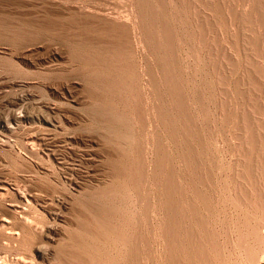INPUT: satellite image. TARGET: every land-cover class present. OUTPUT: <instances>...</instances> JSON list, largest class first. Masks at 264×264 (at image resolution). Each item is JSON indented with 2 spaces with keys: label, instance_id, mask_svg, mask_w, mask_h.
Returning <instances> with one entry per match:
<instances>
[{
  "label": "rangeland",
  "instance_id": "obj_1",
  "mask_svg": "<svg viewBox=\"0 0 264 264\" xmlns=\"http://www.w3.org/2000/svg\"><path fill=\"white\" fill-rule=\"evenodd\" d=\"M136 1L137 5L140 4V6L135 5ZM136 1L0 0V117L3 118L0 119V123L5 119H9L12 113L17 112L16 114L25 116L29 111L33 117L46 118L44 115L51 114L49 116L55 124V129L53 127L48 128V130L34 120L35 126L40 124L36 128L40 127L41 131L43 128L42 132L47 131L49 139L51 137L50 140L47 139L46 141L48 135L46 133L41 135L45 138L44 142L47 149L38 146L37 142L34 144L35 150H38L35 155L37 154L39 159L34 153H32L33 155L28 154L24 145L28 133H30V131L25 130L29 126L28 123L21 122L20 124L24 126L11 124V126H14L15 131L19 130H17L18 133H14L15 136L17 135L14 138V135L11 137L3 130L4 128L1 127L3 125H0V140H9L10 138V141L15 144L13 151L0 145V177L9 179L11 182L14 181L15 184L20 186H26L29 190L36 191L35 193H41L40 196L42 194L47 195L45 197L59 195L66 199V204H69L66 209L59 208L55 204L58 210L56 207H52L53 204L47 206L52 212L63 214L64 220L62 219L61 222L54 221L46 215L42 217L43 219L39 218L42 212L41 209L38 210L39 212L33 213V216L34 214L36 216V218L34 216L36 219L34 220L38 224L47 227L53 224L55 227L57 223L56 227L60 228L62 226L61 228L66 231L65 238L62 237L64 240H61L63 242L57 248L59 255H57L55 261L53 260L54 262L52 261L53 264H79V260H81L80 264H110L113 257H117L116 260L114 259L116 264L119 261V264H123L124 255L127 254L128 250H131V246L132 249L139 252L136 251L135 264H166L163 252L167 248L163 250L165 242L162 243V246H159L160 235L158 233L160 229L157 227V224L163 219L159 216L158 207H154L152 199V196H155L154 193H157V189L150 186L149 180H147L150 179L151 174L148 171V166L155 160H157L156 163L162 160L159 161L160 158L158 159L155 156L151 162V155L149 154L157 149V140L160 138L162 140L161 147L166 153L164 154L166 160L163 163L168 164V166L165 165L167 171L172 174L171 176L174 175L173 177L170 176L172 190L183 191V199L186 201L188 208L185 210L186 214L188 213V218L186 216L183 219L182 232L184 231V234L192 232L193 236H198L203 227L206 230L202 233L203 236L205 235L204 237L207 239L209 237V241H216L214 244L207 243L206 238L198 241L199 236L193 237L195 240L197 239L196 242L204 239L205 242L202 243V247L203 245L205 247L202 249L208 247L205 249L204 256L210 264H264V158H261L262 155L264 156V126L262 125L264 123V118L262 119L264 113L260 114L258 112L256 114L253 109H250L256 104V101H251L252 98L256 100L257 96L259 103L257 102L256 107L258 108L257 105L260 104L261 106L264 102V95H260L259 90L257 91L260 86L261 88L264 86V76H262L264 74L258 75L254 72V68L260 69L262 67L264 69V60L261 58L262 52H260L264 45V0L252 1H256L254 2L255 7L259 5L257 8L263 10H258L263 12L262 16H260V12L252 14V3H248L247 0H243V2L242 0ZM145 1L146 5L144 4ZM240 6L245 7L244 9L249 15H246L247 12L245 14V11L243 13ZM146 7L147 12H151L149 15L153 14L154 16V18L150 16L149 22L150 28L152 27L150 32L154 35V39L150 43L151 51L149 50L147 53L142 52L140 48L134 49L132 43L129 45L126 41H123L125 37L123 39L116 37L120 36L119 33L115 32V28L114 30L111 29L113 26L109 20H106L105 15L102 17L105 13L106 15L112 14L111 16L117 14L118 17L123 19L125 17L123 14L128 15L131 9L143 13L141 10H146ZM229 10L230 14L228 13ZM108 11H110V14ZM118 12L119 14L122 12V15L119 16ZM98 14L102 15L99 16ZM253 15H256L257 18ZM259 16L262 17L260 19H263V21H260ZM230 17L232 22L228 21ZM232 17L234 19L236 17L237 20L234 22ZM248 19L249 24L247 23V25L251 27L253 32L246 26ZM226 21L227 23H225ZM254 21L257 22L259 27H256ZM258 21L263 22V24L258 23ZM232 23L236 24L233 25ZM236 26H241L242 28H240L246 32L244 31V33ZM254 26L255 28H253ZM258 29L257 32L261 34L254 32ZM164 31L166 33L165 37ZM247 32L248 34H246ZM242 33L247 36L241 35ZM255 33L258 36L261 35V38ZM243 36H246V41ZM257 37L258 39H256ZM159 39L164 40L166 47L163 46L164 43L162 46L158 43ZM205 39L208 41L205 42ZM244 41L250 46L251 50L246 48L248 46L244 45ZM253 41H256L255 46L249 44H254ZM259 42L261 45H258ZM159 46L163 47L165 52H163V48L159 49ZM245 49L249 52L245 53ZM252 49L255 50L256 54ZM258 52H260V57L257 56ZM247 54L249 59H247ZM145 55L148 56L145 57ZM49 57L51 58L49 59ZM255 58L260 59L257 61L263 66L259 65ZM247 62H255V65L252 63L249 65L250 63ZM256 65L261 67L258 68ZM249 66L254 68H248ZM143 68L146 69V77L142 74ZM252 75L258 76L250 78ZM257 78H261V82ZM165 79H167V82ZM254 79L257 80H255L256 84L261 83V85L254 84ZM159 80H161L162 85L164 84L163 86H159ZM65 81L66 83L67 81L68 83L71 82L69 85L67 84L69 89L65 86L66 83H63ZM242 82L243 87L248 84L247 89L244 88L243 90V87L239 86L241 84L238 83ZM236 84L238 85L236 86ZM165 85H168V88ZM256 86L258 87L254 89ZM67 89L72 91L70 93L73 96H70L71 94ZM263 90H260V93H263ZM248 91L253 94L251 93L250 96ZM237 92L241 93L242 97H246L242 98L241 94H236ZM237 96H240L239 99L241 100ZM258 96L263 97L262 103ZM74 97L75 99H72ZM20 99L22 102H20ZM248 99L251 101L252 106L249 105ZM242 103L245 104V107ZM253 103L255 104L253 105ZM47 105H55L57 109L53 111L55 113L48 111ZM241 105L244 108H249L247 109L248 115L249 112L253 111L251 112L252 123H255L252 124L254 126L253 132L258 136V138H254L253 144L248 139H244L245 136L241 138L243 134L232 124L231 117L234 114L238 115L239 110L241 113ZM58 106L62 108L60 109ZM261 107H264V105ZM157 109L158 111L160 109V111L158 112ZM33 110L35 115L32 114ZM57 113H59V116H57ZM66 115L69 117H66ZM52 116L55 117L54 120ZM256 120H261L260 123L262 124H259ZM60 123L64 125L62 126ZM161 124H163V127ZM18 126L22 129L26 127L22 130ZM168 126L176 129L174 128V130ZM256 127L258 129H255ZM162 129H165L163 130L164 133L161 132ZM54 130L58 131L55 133ZM50 131L54 132L55 136ZM4 133L7 134V137ZM244 141L246 143L250 142V144L247 143L250 146L245 145ZM255 141L259 143V146L263 142L261 144L263 146L255 150ZM82 142H86L87 146ZM164 142L165 144H163ZM36 146L38 147L36 148ZM185 150H188L189 153ZM53 151L56 153H54L56 158L58 157L57 161L54 158L55 156L53 157L54 154H50ZM185 154L187 155V161H184ZM136 158L138 159L136 160ZM59 160L62 161V164ZM135 160L139 162L135 164ZM193 160L195 161L193 162ZM36 162L42 164L38 166ZM132 165L133 170H131ZM43 166L50 173L44 171ZM145 171H147V174H145ZM199 173L200 176H198ZM129 178L139 179L137 188V196L140 191L139 198L133 191L126 189L124 182ZM100 179L103 182H97V180L101 181ZM145 181H148V183ZM75 183H82L81 187L85 190L80 191L82 192H79L80 194L74 192L77 190L74 186ZM139 185H141L140 189ZM48 189L51 190V194H49L50 190ZM250 198L252 199L250 200ZM93 207H95L94 209L101 208V218L104 219V216L107 215L106 221H102L103 219L100 217L93 221L96 218L91 212L94 211ZM104 210L106 213L108 212L105 215ZM190 215L192 219H190ZM98 218L101 220L99 219V221ZM49 220H53L52 223ZM196 220L203 223L202 226L200 225L201 229H198L199 224ZM64 221H68L71 226L66 227ZM100 224L103 225V228ZM84 227H87V229ZM88 228L91 230L89 231ZM110 228L113 230H110ZM99 229L100 231H98ZM86 230L89 232H86ZM192 230L196 233L195 235ZM116 231L118 233L120 231V233L118 234ZM94 232L98 234V237ZM207 232L209 234L212 232V235L210 234L207 237ZM125 234L130 235L132 242L126 239ZM213 235L214 237H212ZM140 236L144 239L143 243L140 241ZM123 237H125L127 243H125L126 240L124 242ZM211 237L214 240H211ZM135 241H138V244ZM161 241H163L162 238ZM183 241H186L187 246H190L189 239ZM186 242L181 244L185 246ZM181 244L180 246H182ZM212 245L216 249L211 248ZM242 245L247 247L244 249ZM249 248H252L253 253L256 254L254 255L255 260H252L251 263L250 260H247L245 252ZM181 250V252L184 251ZM215 250H219L220 253L218 254ZM141 254L145 257L143 260H146V262H141ZM181 255H179L181 258H177V260H180L177 264H190L187 263L185 257V259L182 258L184 255Z\"/></svg>",
  "mask_w": 264,
  "mask_h": 264
},
{
  "label": "bare ground",
  "instance_id": "obj_2",
  "mask_svg": "<svg viewBox=\"0 0 264 264\" xmlns=\"http://www.w3.org/2000/svg\"><path fill=\"white\" fill-rule=\"evenodd\" d=\"M126 1V0H125ZM134 1H136V0H134ZM140 1V0H139ZM142 1V0H141ZM147 1V0H146ZM146 1H145V5H146ZM186 1V0H185ZM233 1V0H232ZM253 0H247V2L248 3H252V6H251V8L253 9L252 11H253V13L252 14H254V12L256 13V12H260V11H263V10H261V8L259 9V8H257V7H255V5H254V2H256V1H254V2H252ZM261 1V0H260ZM263 1V0H262ZM132 2V1H131ZM143 2H144V0H143ZM143 2H140V3H143ZM242 2H243V0H242ZM183 3V2H182ZM225 3V2H224ZM232 3V2H231ZM257 3H258V1H257ZM263 3V2H262ZM129 4V3H128ZM147 4H148V2H147ZM184 4V3H183ZM213 4V3H212ZM233 4V3H232ZM131 5V4H130ZM135 5H137V1H136V4ZM142 5V4H141ZM211 5V4H210ZM261 5V4H260ZM137 6H140V4L139 5H137ZM137 6H136V8H137ZM148 6V5H147ZM220 6H221V3H220ZM229 6H230V4H229ZM235 6L236 7H238L236 4H235ZM247 6V5H246ZM264 6V5H263ZM88 7H90V6H88ZM132 7H133V5H132ZM143 7H144V5H143ZM142 7V8H143ZM222 7V6H221ZM224 7H226L225 5H224ZM241 7V6H240ZM248 7V6H247ZM261 7H262V5H261ZM96 8V7H95ZM135 8V9H136ZM242 8V7H241ZM241 8H240V12H241ZM245 8V7H244ZM244 8H242L243 10H242V12L243 11H245V9ZM115 9V8H114ZM196 9V8H195ZM208 9V8H207ZM221 9V8H220ZM228 9V8H227ZM231 10H233L232 8H230ZM239 9V8H238ZM262 9H263V7H262ZM84 10V9H83ZM98 10H99V8H98ZM101 10V9H100ZM137 10V9H136ZM141 10V9H140ZM148 10H150V9H148ZM215 10V9H214ZM251 10V9H250ZM258 10H260V11H258ZM102 11V10H101ZM139 11V10H138ZM141 11H143V13H141L140 11L139 12H137V11H132V9L130 10V13L127 15V14H123V15H125V17L124 16H122V17H124L123 19H121V17H118L117 16V14H116V16L114 15V16H111V15H106V13L105 12H103V13H105V14H103V16L102 17H104V15L106 16V20H109V22L111 23V25L113 26V28H111L112 30H114V28H115V32H118L119 33V35L120 36H116V37H118L119 39H123L124 37H125V39H123V41H126V43H128L129 45H131V43L134 45V46H132L134 49L136 48H140V50L143 52V51H145L146 53L147 52H149V50L151 49L150 48V43H151V41L154 39V35H152V33L150 32V29L152 28H150V16H153V14H150L149 15V13H151V12H147V7H146V10H144V9H142ZM151 11V10H150ZM207 11V10H206ZM221 11V10H220ZM224 11V10H223ZM234 11H235V8H234ZM237 11V10H236ZM107 12V11H106ZM110 11H108V13H109ZM115 12H116V10H115ZM226 12H227V10H226ZM230 12V10L228 11V13ZM231 12H233V11H231ZM246 12L247 11H245V14H246ZM251 12V11H250ZM227 13V14H228ZM244 13V12H243ZM242 13V14H243ZM257 13V14H258ZM262 13L263 12H260L259 14H261L260 16H262ZM110 14V13H109ZM208 14V13H207ZM206 14V15H207ZM230 14V13H229ZM228 14V15H229ZM99 15V14H98ZM102 15V14H101ZM101 15H99V16H101ZM118 15L120 16V15H122V12H121V14H119V12H118ZM127 15V16H126ZM222 15H223V13H222ZM227 15V16H228ZM246 15H249L248 14V12H247V14ZM245 15V16H246ZM225 16V15H224ZM232 16V15H231ZM234 16H235V13H234ZM244 16V17H245ZM254 16V15H253ZM259 16V19L260 18H262V17H260ZM87 17V16H86ZM229 17V16H228ZM227 17V18H228ZM238 17V16H237ZM242 17V16H241ZM241 17H240V19H241ZM243 17V19H245ZM247 17V16H246ZM254 17H256L257 18V16L255 15ZM108 18V19H107ZM153 18H154V16H153ZM181 18V17H180ZM233 19H234V17H232ZM239 18V17H238ZM89 19V18H88ZM105 19V18H104ZM186 19V18H185ZM212 19V18H211ZM231 19V17L228 19V21ZM232 19V20H233ZM235 20H237V18L235 17V19H234V22H235ZM252 20V19H251ZM154 21V20H153ZM153 21H151V22H153ZM203 21V20H202ZM225 21V20H224ZM231 21V20H230ZM229 21V22H230ZM244 21V20H243ZM246 21V20H245ZM244 21V22H245ZM260 21H263V19L261 20L260 19ZM260 21H258V23L260 22ZM215 22V21H214ZM232 22V21H231ZM237 22V21H236ZM249 22V19H248V21L246 22V26H248L247 25V23ZM252 22V21H251ZM254 22H256V21H254ZM264 22V21H263ZM263 22H260L261 24H263ZM225 23H227V21L225 22ZM239 23V22H238ZM253 23V22H252ZM252 23H251V25H252ZM229 24H231V23H229ZM233 24V23H232ZM236 24V23H235ZM235 24H233V25H235ZM249 24V23H248ZM109 25V24H108ZM110 25V26H111ZM245 25V24H244ZM250 25V26H251ZM253 25H254V23H253ZM260 25V24H259ZM261 26V25H260ZM263 26H264V24H263ZM263 26H262V28H263ZM171 27V26H170ZM231 27V26H230ZM237 27V26H236ZM239 28L241 27V26H238ZM237 27V28H238ZM249 27V26H248ZM248 27L246 28V30L248 29ZM256 27H259V26H257V22H256ZM195 28V27H194ZM197 28V27H196ZM238 28V29H239ZM242 28V27H241ZM240 28V30L241 31H245V30H242ZM253 28H255V26L253 27ZM108 29V28H107ZM155 29V28H154ZM153 29V30H154ZM203 29H204V25H203ZM237 29V30H238ZM245 29V28H244ZM249 29H251V27H249ZM259 29H261V28H259ZM259 29L258 30H254V32H256V33H259V34H261L260 32H257V31H259ZM180 30V29H179ZM225 31V30H224ZM227 31V30H226ZM240 31V32H241ZM251 31H252V29H251ZM251 31H249V33L251 34ZM157 32V31H156ZM239 32V33H240ZM246 32V31H245ZM244 32V33H245ZM253 32V31H252ZM162 33V32H161ZM164 33V37L166 36V33H165V31L163 32ZM163 33H162V36H163ZM169 33V32H168ZM206 33V32H205ZM233 33H235V32H233ZM237 33V32H236ZM255 33V34H256ZM107 34V33H106ZM115 34V33H114ZM246 34H248V32L246 33ZM246 34H241V35H246ZM167 35H169V34H167ZM172 35V34H171ZM251 35H253V34H251ZM257 36H258V34H256ZM158 36V35H157ZM156 36V37H157ZM161 35H160V37H162ZM170 36V35H169ZM173 36V35H172ZM230 36V35H229ZM247 36V35H246ZM246 36L244 37L243 36V39H245L246 38ZM260 36V38H261V35H259ZM258 36V37H259ZM163 37V38H164ZM171 37V36H170ZM258 37L256 38V39H258ZM159 38V37H158ZM242 38V37H241ZM253 39H254V36L252 37ZM197 39V38H196ZM211 39V38H210ZM255 39V40H256ZM157 40V38L155 39V41ZM164 40H165V38H164ZM164 40H158V43L159 44H161V46H162V44L164 43L163 41ZM172 40V39H171ZM213 40V39H212ZM247 40L249 41V39L247 38ZM250 40H251V42H252V39H251V37H250ZM260 40V39H259ZM166 41V40H165ZM169 41V40H168ZM202 41V40H201ZM208 41V40H207ZM206 41V39H205V42H207ZM231 41V40H230ZM245 41H246V39H245ZM244 41V42H245ZM239 42V41H238ZM254 42V41H253ZM122 43V42H121ZM124 43V42H123ZM172 43V42H171ZM240 43H243V42H240ZM249 43V42H248ZM255 43H256V41L254 42V44L253 43H249V44H251V45H254L255 46ZM262 44H263V41L261 42ZM158 44V45H159ZM236 44V43H235ZM260 44V42L258 43V45ZM157 45V46H158ZM165 45V43L163 44V46ZM172 45V44H171ZM214 45V44H213ZM237 45V44H236ZM244 45H247L246 44V42H245V44ZM261 45V44H260ZM161 46H159L158 48L159 49H162L163 47H161ZM195 46V45H194ZM206 46V45H205ZM248 47H246V48H248V49H250V46L249 45H247ZM254 46H252V47H254ZM155 47V46H154ZM164 47H166V45L164 46ZM245 47V46H244ZM244 47H243V49H244ZM251 47V48H252ZM258 47H260V48H262L261 46H258ZM129 48V47H128ZM130 48H131V46H130ZM157 48V49H158ZM255 48V47H254ZM260 48H259V50H260ZM122 49V48H121ZM164 49V48H163ZM214 49V48H213ZM3 50V49H2ZM36 50V49H35ZM125 50V49H124ZM131 50H132V48H131ZM210 50V49H209ZM251 50V49H250ZM1 51V50H0ZM135 51V50H134ZM138 51V50H137ZM136 51V52H137ZM151 51V50H150ZM242 51V50H241ZM245 51V53L248 51H246V49L244 50ZM252 51L254 52L255 50H253L252 49ZM5 52V51H4ZM50 52V51H49ZM120 52V51H119ZM132 52H133V50H132ZM163 52H165V49H164V51ZM249 52V51H248ZM252 52V53H253ZM257 52V51H256ZM260 52H262V57L261 58H263V60H264V45H263V48H262V50H260ZM260 52H258L257 54V56H259L260 57ZM1 53V52H0ZM3 53V52H2ZM6 53V52H5ZM146 53H144V54H146ZM153 53V52H152ZM225 53V52H224ZM255 53V52H254ZM254 53H253V55H254ZM135 54V53H134ZM227 54V53H226ZM243 54H244V52H243ZM250 55H251V53H249ZM256 54V53H255ZM51 55V54H50ZM132 55V54H131ZM242 55V54H241ZM28 56V55H27ZM53 56V55H52ZM146 56H148V55H145V57ZM252 56V55H251ZM242 57H243V55H242ZM247 57H248V54H247ZM254 57H256V55H254ZM44 58V57H43ZM51 57H49V59H50ZM55 58V57H54ZM139 58V57H138ZM221 58V57H220ZM223 58V57H222ZM251 58V57H250ZM45 59H46V57H45ZM145 59H147V58H145ZM225 59V58H224ZM242 59V58H241ZM247 59H249V57L247 58ZM246 59V60H247ZM253 59V58H252ZM256 59V58H255ZM55 60H56V58H55ZM156 60V59H155ZM161 60V59H160ZM259 61L260 59H256V61ZM30 61V60H29ZM47 61V60H46ZM58 61V60H57ZM132 61V60H131ZM139 61V60H138ZM245 61V60H244ZM252 61H254V60H252ZM255 61V62H256ZM257 61V62H258ZM43 62V61H42ZM142 62V61H141ZM140 62V63H141ZM146 62V61H145ZM160 62V61H159ZM255 62H251L253 65H255L254 63ZM51 63H53V62H51ZM227 63V62H226ZM248 63V62H247ZM247 63H245V65L247 64ZM250 63V62H249ZM248 63V64H249ZM251 63L249 64V65H251ZM259 63V65H262V64H260V62H258ZM33 64V63H32ZM37 64V63H36ZM45 64V63H44ZM142 64V63H141ZM140 64V65H141ZM145 64V63H144ZM158 64V63H157ZM168 64V63H167ZM230 64V63H229ZM248 64H247V66H248ZM163 65V64H162ZM257 66V65H256ZM263 66V65H262ZM46 67V66H45ZM251 66H249L248 68H250ZM258 68H260L259 66H257ZM256 67V68H257ZM252 69L254 68L253 66L251 67ZM262 68V67H261ZM261 68L260 69H255L254 68V72H256L258 75H261V74H264L263 72V68H262V70H261ZM45 69V68H44ZM251 69V70H252ZM42 70V69H41ZM149 70V69H148ZM162 70H163V68H162ZM150 71V70H149ZM261 71H262V73H261ZM145 72H146V69H144L143 68V71H142V74H143V76L144 77H146L145 76ZM241 72V71H240ZM252 72H253V70H252ZM253 72V73H254ZM155 73V72H154ZM246 73V72H245ZM255 73V74H256ZM147 74H148V72H147ZM244 74V73H243ZM169 75V74H168ZM235 75V74H234ZM247 75V74H246ZM257 75V76H258ZM249 76V75H248ZM255 75H252V77H250V78H253ZM257 76H255V78L257 77ZM262 76H264V75H262ZM148 77H149V75H148ZM244 77V76H243ZM247 77V76H246ZM259 77H261V76H259ZM241 78V77H240ZM248 78V77H247ZM158 79H159V76H158ZM225 79V78H224ZM244 79V78H243ZM258 79V78H257ZM166 80V82H167V79H165ZM247 80V79H246ZM256 79H254L253 80V82H255L254 84H256V81H255ZM260 80V82H261V78L260 79H258V81ZM149 81V80H148ZM161 80H159V82L158 83H160V85L159 86H161L162 85V82H160ZM163 81V80H162ZM220 81V80H219ZM225 81V80H224ZM248 81V80H247ZM49 82V81H48ZM156 82V81H155ZM166 82H163V83H165V84H167ZM216 82H218V81H216ZM240 82V81H239ZM251 82H252V79H251ZM63 83H66V81L65 82H63ZM71 83V82H70ZM70 83H68V81H67V83H66V85L65 86H67V84L69 85ZM143 83H145V82H143ZM224 83V82H223ZM38 84V83H37ZM74 84V83H73ZM169 84V83H168ZM238 84H241V85H239L240 87L242 86V85H244L243 84V82L242 83H238ZM238 84H236V86L238 85ZM259 84V85H258ZM45 85V84H44ZM53 85V84H52ZM62 85V84H61ZM164 85V84H163ZM162 85V86H163ZM219 85H221V84H219ZM246 85V84H245ZM248 85V84H247ZM247 85H246V87H243V90H244V88L245 89H247ZM256 85H258V86H260L261 85V83H257ZM32 86V85H31ZM54 86V85H53ZM58 86V85H57ZM72 86V85H71ZM147 86V85H146ZM167 86V88H168V85H165V87ZM255 86V85H254ZM258 86H256V87H254V89H256ZM49 88H50V86H48ZM56 87V86H55ZM54 87V88H55ZM68 87V86H67ZM73 87H74V85H73ZM171 87V86H170ZM222 87V86H221ZM220 87V88H221ZM57 88V87H56ZM64 88V87H63ZM62 88V89H63ZM72 88V87H71ZM70 88V89H71ZM163 88V87H162ZM250 88V87H249ZM260 88V89H259ZM258 89H257V91L259 92V94L260 95H264L263 93H260V90L262 91L263 89H264V86L261 88V86L259 87ZM51 89V88H50ZM68 89H69V87H68ZM67 89V90H68ZM236 89V88H235ZM238 89H240L239 87H238ZM52 90V89H51ZM59 90H61V89H59ZM59 90H57L58 92H59ZM72 90V89H71ZM223 90V89H222ZM229 90V89H228ZM242 90V89H241ZM242 90V91H243ZM250 90V89H249ZM69 91V93L70 92H72V91H70V90H68ZM172 91V90H171ZM225 91V90H224ZM236 91V90H235ZM242 91H240L241 93H242ZM264 91V90H263ZM62 92V91H61ZM246 92H247V90H246ZM248 92H250L249 94H250V96H251V91H248ZM254 92V94H255V90L253 91ZM258 92H256V93H258ZM51 93V92H50ZM63 93V92H62ZM160 93V92H159ZM164 93H165V91H164ZM180 93V91L178 92V94ZM238 93L239 92H237L236 94L238 95ZM241 93H239V94H241ZM60 94V93H59ZM67 94V93H66ZM71 95L70 96H73L72 95V93H70ZM243 94V93H242ZM242 94H241V97H242ZM253 94V93H252ZM259 94H257V95H259ZM55 95V94H54ZM61 95V94H60ZM147 95V94H146ZM247 95H248V93H247ZM62 96V95H61ZM253 96V95H252ZM260 97V96H258L259 97V99H261L260 101H261V103H262V98L263 97ZM63 97H64V95H63ZM238 97V96H237ZM240 96L238 97V99L239 98H241ZM243 97H246V96H243ZM242 97V98H243ZM254 97H255V95H254ZM65 98H66V96H65ZM77 98V97H76ZM163 98V97H162ZM248 98H252V97H248ZM72 99H75V97L74 98H72ZM244 99H246V98H244ZM255 98H252L251 99V101L252 102H255L256 101V104H258L259 103V101L257 100V96H256V100H254ZM18 100V99H17ZM21 100V99H20ZM239 100H241V99H239ZM264 100V99H263ZM16 101V100H15ZM71 101H73V100H71ZM180 101V100H179ZM247 101H249V99L247 100ZM247 101H246V103H247ZM251 101H249L250 103H249V105H251ZM13 102V101H12ZM20 102H22V100L20 101ZM39 102V101H38ZM62 102V101H61ZM241 102V101H240ZM243 102V101H242ZM258 102V103H257ZM17 103V102H16ZM40 103V102H39ZM76 103V102H75ZM232 103V102H231ZM245 103V102H244ZM244 103H242L243 105H244V107H245V104ZM18 104V103H17ZM26 104V103H25ZM255 103H253V105H254ZM256 104L254 105V106H252V108H250V109H253L254 110V113L256 112V114L259 112L260 114H263L264 113V111H263V109H264V107H261V106H263L264 105V102H263V104L260 106V104L259 105H257V106H259V108L258 107H256ZM12 105H15V104H12ZM19 105H20V103H19ZM18 105V106H19ZM237 105V104H236ZM64 106V105H63ZM72 106V105H71ZM238 106V105H237ZM250 106V107H251ZM27 107V106H26ZM55 107V105L54 106H50V105H47L46 106V108L48 109V111H50V112H53V111H55V110H57L56 109V107ZM240 107H242V111H241V113H240V110H239V113H237L238 115H236V114H234L233 115V117H231V119H232V124H233V127H235L236 126V128H237V130H239V132L240 133H242L243 135H241V136H243V137H241V138H244V136L246 137V138H244V139H248L252 144H253V141L255 140L254 138H258V136H256V133H254L253 131V129H254V124L252 123V119H251V115H252V113L251 112H253V111H251V112H249V115H248V113H247V109H249V108H244L242 105L240 106ZM262 109H261V108ZM42 108V107H41ZM58 108H60L59 106H58ZM62 108V107H61ZM60 108V109H61ZM156 108V107H155ZM236 108V107H235ZM38 109V108H37ZM63 110V109H62ZM172 110V109H171ZM174 110V109H173ZM27 111V110H26ZM26 111H25V113H26ZM36 111V110H35ZM58 111H60V110H58ZM64 111H66V109H64ZM153 111V110H152ZM157 111H158V109H157ZM159 111H160V109H159ZM158 111V112H159ZM261 111H262V113H261ZM14 112V111H13ZM29 112V111H28ZM28 112H27V114L25 115V116H21V115H23V114H20V115H18V114H14V113H12V115H11V117H9V119H5V120H3V122L2 123H0V125H3V126H1L2 128H4L3 130H5L6 132H7V134H9V135H11V137L14 135V133L15 132H17V130L15 131V128H14V126H11V124H14V125H18V124H20L21 122H26V123H28L29 124V126H28V128H26L25 130L27 131H30V133H32L31 135H30V133H28V136H29V138H28V136H27V134H26V136H27V140H26V143L24 144L25 145V148H26V151L28 152V154L30 153V154H32V153H34V155H35V153H37L38 152V150L36 149L35 150V146H34V144L37 142L38 143V146H41V147H43V148H45V149H47L45 146H46V144H45V142H44V137H42L41 135H43V133L45 134L46 132H42L43 131V128H42V131L39 129L40 127H37L36 128V126L38 125V124H36V126H35V123H34V120H36L37 122H39L40 124H42L43 126H45L44 127V129L45 128H53L54 126H55V124H54V122L51 120V117L49 116V115H51V114H46V115H44V116H46V118L45 117H41V116H39L38 114V116L39 117H33L32 115H31V113H30V115L28 114ZM57 112V111H56ZM238 112V111H237ZM35 112H34V110H33V113L32 114H34ZM42 113V112H41ZM53 113H55V112H53ZM67 113V112H66ZM156 113V112H155ZM170 113V112H169ZM9 114V113H8ZM11 114V113H10ZM14 114V115H13ZM43 114H44V112H43ZM58 115L57 116H59V113H57ZM63 114V113H62ZM61 114V115H62ZM151 114H153V113H151ZM162 114V113H161ZM164 114V113H163ZM35 115V114H34ZM55 115V114H54ZM158 115V114H157ZM264 115V114H263ZM43 116V115H42ZM47 116H49L50 117V119H49V117L47 118ZM63 116V115H62ZM166 116H167V114H166ZM223 116V115H222ZM229 116V115H228ZM256 116H258V115H256ZM66 117H69V116H67L66 115ZM66 117H65V119H66ZM159 117V116H158ZM220 117V116H219ZM230 117V116H229ZM2 117H0V119H1ZM52 118H53V120H54V118L55 117H53L52 116ZM71 118V117H70ZM161 118H162V116H161ZM163 118L166 120V118L164 117V115H163ZM183 118V117H182ZM259 118H260V116H259ZM264 117L262 116V119H263ZM3 119V118H2ZM1 119V120H2ZM61 119V118H60ZM69 119V118H68ZM67 119V120H68ZM185 119V118H184ZM59 120V119H58ZM57 120V121H58ZM159 120V119H158ZM69 121H71L70 119H69ZM156 121V120H155ZM154 121V122H155ZM163 121V120H162ZM161 121V122H162ZM231 121V120H230ZM257 121V120H256ZM260 121L261 120H258L257 122L259 123V124H262V123H260ZM164 122H166V121H164ZM164 122H162V123H164ZM225 122V121H224ZM263 122V121H262ZM74 123V122H73ZM167 123V122H166ZM39 124V125H40ZM57 124V123H56ZM60 124H62V123H60ZM59 124V125H60ZM150 124V123H149ZM253 124V125H252ZM21 125V124H20ZM26 125V124H25ZM38 125V126H39ZM64 124H62V126H63ZM160 125V124H159ZM162 125V127H163V124H161ZM166 125V124H165ZM164 125V126H165ZM207 125V124H206ZM263 126H264V123L262 124ZM21 126H24L23 124L21 125ZM72 126V125H71ZM110 126V125H109ZM140 126V125H139ZM172 126V125H171ZM170 126V127H171ZM186 126V125H185ZM252 126H253V128H252ZM17 127V126H16ZM18 127H20V126H18ZM26 127V126H25ZM24 127V128H25ZM42 127V126H41ZM60 127H61V125H60ZM79 127V126H78ZM167 127V126H166ZM169 127V126H168ZM169 127V128H170ZM258 127V126H257ZM255 128V129H258V128ZM21 128V127H20ZM19 128V129H20ZM23 128V129H24ZM171 128H173V127H171ZM175 128V127H174ZM173 128V129H174ZM22 129V128H21ZM21 129H20V131H21ZM22 129V130H23ZM53 129H55V127L53 128ZM173 129H171V130H173ZM176 129V128H175ZM174 129V130H175ZM186 129V128H185ZM264 129V128H263ZM33 130V131H32ZM49 130V129H48ZM51 130V129H50ZM65 130V129H64ZM163 130H165V129H162V133H164V131ZM187 130H189V129H187ZM19 131V130H18ZM25 131V132H26ZM53 131V130H52ZM55 131V133L58 131V130H54ZM1 132V131H0ZM189 132V131H188ZM259 132V131H258ZM261 132V131H260ZM18 133V132H17ZM42 133V134H41ZM50 133L51 134H53L54 135V132L52 133L51 131H50ZM264 133V132H263ZM3 134V133H2ZM6 133H4V135H5ZM7 134L5 135L6 137H7ZM16 134V133H15ZM47 134V133H46ZM49 134V133H48ZM47 134V135H48ZM149 134V133H148ZM152 134L154 135V133H153V131H152ZM151 134V135H152ZM3 135V136H4ZM8 135V136H9ZM109 135V134H108ZM147 135V134H146ZM157 135V134H156ZM155 135V136H156ZM178 135V134H177ZM261 136H262V134H260ZM1 136V135H0ZM4 136V137H5ZM17 136V135H16ZM15 135L13 136V138L14 137H16ZM41 136V137H40ZM55 136V135H54ZM65 136V135H64ZM130 136V135H129ZM24 137V136H23ZM46 137V136H45ZM147 137V136H146ZM165 137V136H164ZM239 137V136H238ZM9 138V137H8ZM26 138V137H25ZM75 138H77V137H75ZM149 138V137H148ZM151 138V137H150ZM162 138V137H161ZM1 139V138H0ZM5 139V138H4ZM47 139L48 140H50L51 139V137H50V139H49V135H48V137H46V141H47ZM53 139V138H52ZM62 139V138H61ZM70 139V138H69ZM68 139V140H69ZM83 139V138H82ZM86 139V138H85ZM84 139V140H85ZM153 139V138H152ZM157 139H158V137H157ZM156 138H155V140H157ZM23 140V139H22ZM87 140H89V139H87ZM86 140V141H87ZM54 141V140H53ZM83 141V140H82ZM90 141V140H89ZM52 142V141H51ZM142 142V141H141ZM150 142H151V140H150ZM161 142H162V140L159 138V140H157V143H158V147H157V149H155L154 151H152L151 153H149L150 155H151V158H150V160H151V162H152V158H154L155 156H156V158H160L159 159V161L161 160V162H159V163H156L157 162V160H155L154 162L156 163H154V162H152L149 166H148V171H150V179H147V178H145V179H147V180H149V184H150V186H154V187H156V191H157V193L155 192L154 193V195L155 196H152V199H153V201H154V207L155 206H157L158 208V212L160 211V213H159V216L160 217H162L161 219H163L159 224H157V227L160 229L159 230V235H160V237H159V235H158V237L160 238V243H159V246L161 245L162 246V243L163 242H165V247H164V249L163 250H165L166 248H167V250H165L163 253H164V258H165V260H166V264H175V262H176V264H177V262H179L180 260H177V258L178 257H180L179 255H184L182 258L183 259H187V263H190V264H210L209 262H207V260L205 259V256H204V254H205V252H206V250L205 249H207V248H205L204 250L202 249L203 247H205L204 245H203V247H202V243H204L205 241H200V242H196V240L193 238V237H200V239H198V241L199 240H201L202 238H206V237H204L203 236V234L202 233H204V231H206L205 229H203V227H202V230H198V229H201L200 228V225L202 224L203 225V223L201 222V221H197L196 220V222L199 224V228L197 229L198 231H199V235L197 236H193L192 235V232L190 233H185L184 234V231L182 232V224L184 223V221H183V219H185L186 218V216H187V218H188V213L186 214V212H185V210H187L188 208H187V206H186V201L183 199V191H181V190H179V191H174V190H172L173 188L171 187L172 186V184L170 183V180H171V178H170V176L172 175L170 172H168L167 171V166H168V164H165V163H163V161L165 162V160H166V158H165V156H164V154H166L165 152H164V150L162 149V147H161ZM250 142L248 143V144H250ZM260 142V141H259ZM54 143V142H53ZM68 143H70V142H68ZM67 143V144H68ZM79 143V142H78ZM82 143H84V142H82ZM108 143V142H107ZM132 143V142H131ZM137 143V142H136ZM153 143H154V141H153ZM153 143H151V144H153ZM156 143V142H155ZM156 143V144H157ZM246 143V141H244V144L245 145H248ZM254 143H256V141L254 142ZM263 143V142H262ZM262 143H260V146H263V145H261ZM55 144V143H54ZM84 144H86V142L84 143ZM150 144V145H151ZM163 144H165V142L163 143ZM176 144V143H175ZM251 144V145H252ZM257 144H258V146H257ZM0 145L1 146H4V147H7V148H9L11 151H13V149H14V143H13V141H10V138H9V140H0ZM37 145V144H36ZM48 145V144H47ZM154 145V144H153ZM212 145V144H211ZM38 146H36V148L38 147ZM51 146V145H50ZM55 146V145H54ZM86 146H87V144H86ZM165 146V145H164ZM248 146H250V145H248ZM247 146V147H248ZM254 146H256L255 147V150H256V148H260V146H259V143H256V144H254ZM254 146L252 145V147H253V149H254ZM34 147V148H33ZM147 147V146H146ZM153 147V146H152ZM251 147V148H252ZM43 148H41V149H43ZM151 148V147H150ZM245 148H246V146H245ZM244 148V149H245ZM50 149V148H49ZM54 149V148H53ZM52 149V150H53ZM139 149V148H138ZM147 149V148H146ZM243 149V150H244ZM248 149V148H247ZM60 150V149H59ZM151 150V149H150ZM251 149L249 148V151H250ZM259 150V149H258ZM261 150H263L262 148H261ZM40 151V150H39ZM139 151V150H138ZM143 152H144V150H142ZM148 151H149V149H148ZM166 151V150H165ZM171 151V150H170ZM185 151H188V150H185ZM253 151V150H252ZM252 151H251V153H252ZM264 151V150H263ZM2 152V151H1ZM45 152V151H44ZM256 152V151H255ZM55 152L53 151L52 153H50V154H54ZM57 153H58V151H57ZM137 153V152H136ZM139 153V152H138ZM140 153H141V151H140ZM188 153H189V151H188ZM188 153H187V155H188ZM14 154H15V151H14ZM46 154V153H45ZM56 154V153H55ZM53 155V157L54 158H56V155ZM142 154H144V153H142ZM184 154V153H183ZM255 154V153H254ZM258 154H262V153H258ZM33 155V154H32ZM31 155V156H32ZM47 155V154H46ZM57 155H59V154H57ZM132 155V154H131ZM138 155V154H137ZM140 155V154H139ZM186 154H185V156H184V158H185V160L184 161H187L186 159V156H187ZM253 155V154H252ZM29 156V155H28ZM35 156H37V154L35 155ZM62 156V155H61ZM135 156V155H134ZM191 157H195V156H193V155H190ZM256 156V155H255ZM260 156V155H259ZM34 157V156H33ZM40 157V156H39ZM139 157V156H138ZM143 157H144V155H143ZM180 157V156H179ZM188 157H189V155H188ZM37 158H38V156H37ZM42 158V157H41ZM44 158V157H43ZM47 158V157H46ZM48 158H49V156H48ZM47 158V159H48ZM135 158V157H134ZM155 158V159H156ZM163 158H164V160H163ZM261 158H264V156L262 155V157ZM39 159V158H38ZM62 159V158H61ZM89 159V158H88ZM91 159H92V157H91ZM138 158H136V160H137ZM191 159H193V158H191ZM257 159V158H256ZM255 159V160H256ZM44 160V159H43ZM43 160H41V161H43ZM46 160V159H45ZM58 160V157L56 158V161ZM136 160H135V164L136 163H138V162H136ZM253 160V159H252ZM259 160V159H258ZM263 160V159H262ZM47 161V160H46ZM50 161H52V160H50ZM55 161V162H56ZM60 161V160H59ZM183 161V162H184ZM195 160H193V162H194ZM62 161H60V164H62L61 163ZM64 162V161H63ZM192 162V161H191ZM192 162V163H193ZM260 162V161H259ZM37 163V162H36ZM56 163H59V162H56ZM55 163V164H56ZM154 163V164H153ZM167 163V162H166ZM256 163V162H255ZM42 163H37V165L39 166V165H41ZM54 164V163H53ZM77 164V163H76ZM130 164V163H129ZM183 164V163H182ZM253 164V163H252ZM36 165V166H37ZM57 165V164H56ZM165 165H167V166H165ZM201 165V164H200ZM135 166V165H134ZM137 166V165H136ZM189 166V165H188ZM50 167V166H49ZM58 167V166H57ZM61 167V166H60ZM59 167V168H60ZM131 167V166H130ZM197 167V166H196ZM33 168V167H32ZM41 168V167H40ZM46 167H44L43 166V170L44 171H46V172H49V171H47L46 169H45ZM132 169L131 170H133V165H132V167H131ZM139 168H141V167H139ZM146 168V167H145ZM236 168V167H235ZM29 169V168H28ZM135 169V168H134ZM142 169V168H141ZM190 170H191V168H189ZM194 169V168H193ZM201 170V169H200ZM40 171V170H39ZM66 171V170H65ZM111 171V170H110ZM117 171V170H116ZM138 171H140V170H138ZM193 171V170H192ZM241 171V170H240ZM45 172V173H46ZM135 172V171H134ZM142 172V171H141ZM144 172V171H143ZM147 171H145V174H147L146 173ZM50 173V172H49ZM136 173V172H135ZM138 174L140 173V172H137ZM197 173V172H196ZM195 173V175H197ZM235 173V172H234ZM43 174H44V172H43ZM149 174V173H148ZM131 175V174H130ZM233 175V174H232ZM44 176H45V174H44ZM47 176V175H46ZM174 176V175H173ZM173 176H171V177H173ZM198 176H200V173H199V175ZM147 177V176H146ZM136 178H137V176H136ZM200 178V177H199ZM202 179V178H201ZM242 179V178H241ZM101 180V179H100ZM115 180V179H114ZM248 180V179H247ZM142 181V180H141ZM97 182H103L102 180L101 181H98L97 180ZM105 182V181H104ZM124 182V181H123ZM145 182H147L148 183V181H145ZM151 182V183H150ZM125 185H126V189H129V191H133V193H135L136 194V196H137V188H138V183H139V179H133V178H129V179H127L125 182ZM175 183V182H174ZM82 184V183H81ZM80 183H75L74 184V186L77 188V190L76 191H74V192H80V191H82V190H85V189H83V187H81L82 185H81ZM104 184V183H103ZM142 184H143V181H142ZM171 184V185H170ZM178 184V183H177ZM176 184V185H177ZM180 184V183H179ZM63 185V184H62ZM97 185V184H96ZM144 185H145V183H144ZM143 185V186H144ZM141 185H139V189L141 188L140 187ZM52 188V187H51ZM57 188V187H56ZM55 188V189H56ZM120 188V187H119ZM125 188V187H124ZM54 189V190H55ZM138 189V190H139ZM48 190H50V189H48ZM52 190H53V188H52ZM58 191V190H57ZM36 192V191H35ZM35 192H33L32 190H29L26 186H20V185H18V184H15V182L13 181V182H11V180H7V179H3V177H0V264H53V262L55 261V259L58 257L57 255H59V253H58V250H57V248L61 245V243L63 242H61V240H64L63 238H65V236H66V231L63 229V228H58V227H56V224H55V227H54V225L52 224L51 226H49L48 225V227L47 226H44V225H40V223L38 224V222L36 223L35 222V218H36V216H35V214H34V216H35V218H34V216H33V213H35V212H37L38 210H40V211H42L40 214L41 215H39V218H42V217H45V215L46 216H49V217H51L54 221H56V220H58V221H62V219L64 218L63 217V214L61 215L60 213H57V212H52V210H50L49 208H47V206H49V205H51V204H53L52 205V207H56V206H58L59 208L61 207V208H64V209H66V208H68V207H66L67 205H69V204H66V202H65V198H62L61 196H55V195H52V196H50V197H45V196H47V195H44V194H42V196H44V197H42V196H40L41 195V193H35ZM84 192V191H83ZM87 192V191H86ZM58 193V192H57ZM64 193V192H63ZM80 193H82V192H80ZM79 193V194H80ZM139 193H140V191H139ZM139 193H138V196H139ZM150 193H152V191H150ZM185 193V192H184ZM49 194H51V190H50V193ZM55 194V193H54ZM132 194V193H131ZM78 195V194H77ZM83 195V194H82ZM85 195V194H84ZM137 196V197H138ZM143 196V195H142ZM69 197V196H68ZM86 197V196H85ZM133 197H134V195H133ZM242 197V196H241ZM245 197V196H244ZM131 198V197H130ZM139 198V197H138ZM76 199V198H75ZM134 199V198H133ZM137 199V198H136ZM141 199V198H140ZM238 199V198H237ZM245 199V198H244ZM249 199V198H248ZM252 198H250V200H251ZM132 200V199H131ZM131 202V201H130ZM134 202V201H133ZM132 202V203H133ZM136 202V201H135ZM140 202V201H139ZM256 202H258V201H256ZM263 202V201H262ZM56 206H55V205ZM99 204V203H98ZM260 204V203H259ZM263 205V204H262ZM73 206V205H72ZM38 207V208H37ZM58 207H56L57 208V210H58ZM100 207V206H99ZM99 207H96V208H99ZM153 207V206H152ZM95 207H93V209H94ZM194 208V207H193ZM263 208H264V206H263ZM52 209H54V208H52ZM70 209V208H69ZM101 209V208H100ZM100 209H94V211H91L92 212V214H94V217H96L93 221H96V219H97V217H100L101 218V210ZM260 209H261V207H260ZM60 210V209H59ZM103 210V209H102ZM106 210V209H105ZM105 210L103 211V212H105ZM55 211V210H54ZM110 211V210H109ZM189 211V210H188ZM261 211V210H260ZM264 211V210H263ZM39 212V211H38ZM58 212H61V211H58ZM190 212V211H189ZM108 213V212H107ZM106 212L104 213V215L105 214H107ZM163 213V214H162ZM39 214V213H38ZM37 214V215H38ZM90 214V213H89ZM103 214V213H102ZM191 214H193V213H191ZM104 215H102V216H104ZM41 216V217H40ZM91 216H93V215H91ZM107 215H105L104 217L105 218H107L106 217ZM194 217H195V215H193ZM38 217V216H37ZM132 217V216H131ZM190 217H191V215H190ZM100 218H98V220L100 219ZM105 218L103 219V218H101V219H103L102 221H106L105 220ZM136 218V217H135ZM35 219V220H34ZM43 219V218H42ZM41 219V220H42ZM100 219V220H101ZM130 219V218H129ZM190 219H192V217L190 218ZM40 220V221H41ZM52 220V221H53ZM64 220V219H63ZM67 220V219H66ZM72 220V219H71ZM99 220V221H100ZM132 220H135V219H132ZM199 220V219H198ZM51 220H49V222H50ZM52 221H51V223H52ZM110 221V220H109ZM188 221H189V219H188ZM42 222V221H41ZM65 222V221H64ZM196 222H193V223H196ZM43 223V222H42ZM46 223H47V219H46ZM63 223V222H62ZM97 223H98V221H97ZM105 223V222H104ZM104 223H102V224H104ZM158 223V222H157ZM48 224V223H47ZM58 224H59V222H58ZM95 224V223H94ZM102 224H100L101 225V227L103 226ZM111 224V223H110ZM109 224V225H110ZM123 224V223H122ZM129 224V223H128ZM190 224V223H189ZM192 224V223H191ZM46 225V224H45ZM112 225V224H111ZM127 225V224H126ZM201 225V226H202ZM248 225V224H247ZM65 226L67 227H69V226H71L70 225V223L68 222V221H66L65 222ZM90 226V225H89ZM133 226H135V225H133ZM139 226V225H138ZM156 226V225H155ZM195 226H197V224H195ZM88 227V226H87ZM87 227L85 228V229H87ZM101 227H100V229H101ZM105 227V226H104ZM96 228V227H95ZM103 228V227H102ZM191 228V227H190ZM197 228V227H196ZM83 229V228H82ZM85 229H83V230H85ZM89 229V228H88ZM100 229L98 230V231H100ZM109 229V228H108ZM258 229V228H257ZM70 230V229H69ZM91 229H89V231H90ZM94 230V229H93ZM110 230H113V229H111L110 228ZM133 230V229H132ZM157 230V229H156ZM156 230H155V232H156ZM184 230V229H183ZM89 231H87L86 230V232H89ZM96 231V230H95ZM97 231V233H99ZM105 231V230H104ZM188 231V230H187ZM193 231V230H192ZM196 231V230H195ZM101 232H103L102 230H101ZM112 232H114V231H112ZM112 232H111V234H112ZM117 232V231H116ZM194 232V231H193ZM255 232V231H254ZM93 233V232H92ZM94 233H96V232H94ZM96 233V237H98V234ZM118 233V232H117ZM119 233H120V231H119ZM118 233V234H119ZM157 233V232H156ZM155 233V234H156ZM208 233V235H206L207 237L211 234L212 235V232H210V234H209V232H207ZM215 233H217V232H215ZM107 234V233H106ZM105 234V235H106ZM127 234H128V232H127ZM196 233L194 232V235H195ZM205 234H206V232H205ZM214 234V233H213ZM94 235V234H93ZM114 235H116L115 234V232H114ZM216 235V234H215ZM125 236H126V239L127 240H129L130 242H132L131 240H132V238L131 237H129V236H127L126 234H125ZM137 236H139V235H137ZM137 236H136V238H137ZM63 237V238H62ZM86 237V236H85ZM145 237V236H144ZM212 237H214V235L212 236ZM210 238L211 240H214L213 238ZM124 238V242H125V237H123ZM123 238H122V240H123ZM131 238V239H130ZM134 238H135V235H134ZM133 238V239H134ZM140 238H141V236H140ZM161 238H162V240L163 241H161ZM218 238V237H217ZM115 239V238H114ZM137 239H139V237L137 238ZM136 239V240H137ZM185 239H189V242H190V246H187V242L186 241H183V240H185ZM207 239V238H206ZM208 239H209V237H208ZM207 239V240H208ZM127 240H126V242L125 243H127ZM191 240V241H190ZM257 240V239H256ZM259 240V239H258ZM88 241V240H87ZM128 241V242H129ZM139 241V240H138ZM138 241H135L136 243L138 242ZM140 241H142V243L144 242V239L143 238H141V240ZM139 241V242H140ZM184 243L185 244V242H186V245L185 246H183V244H181V243ZM208 242H210V243H213L214 244V242H216V241H207V243ZM77 243V242H76ZM100 243V242H99ZM134 243V242H133ZM209 243V244H210ZM217 243H218V241H217ZM70 244V243H69ZM132 244V243H131ZM138 244V243H137ZM180 244L182 245V246H180ZM206 244V243H205ZM219 244V243H218ZM128 245H130V244H128ZM164 245V244H163ZM216 245V244H215ZM246 245H248V244H246ZM73 246V245H72ZM134 246V245H133ZM136 246V245H135ZM139 246V245H138ZM141 246V245H140ZM158 246V247H159ZM218 246V245H217ZM243 246V245H242ZM215 248V246H213L212 245V247L211 248ZM244 247V246H243ZM247 247V246H246ZM246 247H244V249L246 248ZM134 248V247H133ZM191 248V249H190ZM219 248H220V246H219ZM128 249H130V248H128ZM181 249H183L184 251L183 252H181L182 250ZM209 249H210V247H209ZM208 249V250H209ZM216 249V248H215ZM158 250H159V248H158ZM181 250V251H180ZM74 251V250H73ZM138 252V250H134V249H132V246H131V250H128V252H127V254H125L124 255V262H123V264H135V261H136V257H137V252ZM161 251H162V249H161ZM204 251V252H203ZM216 251V250H215ZM157 252V251H156ZM218 254L220 253L219 252V250L218 251H216ZM246 254H247V260L251 263L252 262V260H255V256L254 255H256L255 253H253V250H252V248L250 249L249 248V250L248 249H246ZM70 253V252H69ZM139 253V252H138ZM207 253H209L208 251H207ZM257 253V252H256ZM159 254V253H158ZM210 254V253H209ZM139 255V254H138ZM181 255V256H182ZM141 257L140 258H142V260H141V262L142 261H145L146 262V260H143L145 257H143V255L141 254L140 255ZM109 257V256H108ZM139 257V256H138ZM185 257V258H184ZM210 257V256H209ZM255 257V258H254ZM181 258V257H180ZM82 259V258H81ZM117 259V257L115 258V257H113L112 258V261L110 262V264H116L115 263V260ZM207 259H208V255H207ZM54 260V261H53ZM162 260V259H161ZM53 261V262H52ZM104 261V260H103ZM138 262H139V260H137ZM212 261V260H211ZM215 261V260H214ZM221 261V260H220ZM75 262V261H74ZM79 262L81 263V260H79ZM100 262V261H99ZM120 262V261H119ZM119 262H117L118 264H119ZM79 263V264H80ZM165 263V262H164ZM184 263H185V261H184ZM100 264V263H99ZM122 264V263H121ZM146 264V263H145ZM178 264H180V263H178Z\"/></svg>",
  "mask_w": 264,
  "mask_h": 264
}]
</instances>
